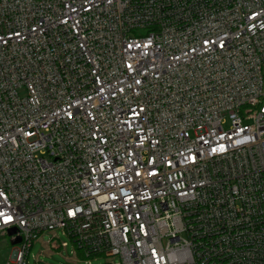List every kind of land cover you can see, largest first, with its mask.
<instances>
[{
  "label": "built area",
  "instance_id": "1",
  "mask_svg": "<svg viewBox=\"0 0 264 264\" xmlns=\"http://www.w3.org/2000/svg\"><path fill=\"white\" fill-rule=\"evenodd\" d=\"M0 212L6 264L57 229L85 264H264V0H0Z\"/></svg>",
  "mask_w": 264,
  "mask_h": 264
},
{
  "label": "rangeland",
  "instance_id": "2",
  "mask_svg": "<svg viewBox=\"0 0 264 264\" xmlns=\"http://www.w3.org/2000/svg\"><path fill=\"white\" fill-rule=\"evenodd\" d=\"M62 242H67L68 247H61ZM54 245H59L56 248ZM15 246L10 242V236L6 235L0 238V264H6L11 260ZM73 243L70 237L62 229L46 230L38 239L33 241V245L28 255L27 264H85L74 251ZM113 260H119L118 257ZM94 264H101L107 261L105 258L92 260Z\"/></svg>",
  "mask_w": 264,
  "mask_h": 264
},
{
  "label": "water",
  "instance_id": "3",
  "mask_svg": "<svg viewBox=\"0 0 264 264\" xmlns=\"http://www.w3.org/2000/svg\"><path fill=\"white\" fill-rule=\"evenodd\" d=\"M15 233V230L13 229V230H10L9 231V235H12V234H14ZM21 242V238L20 237H17L15 240H13L11 243L13 244V245H17L18 243H20Z\"/></svg>",
  "mask_w": 264,
  "mask_h": 264
},
{
  "label": "snow or ice",
  "instance_id": "4",
  "mask_svg": "<svg viewBox=\"0 0 264 264\" xmlns=\"http://www.w3.org/2000/svg\"><path fill=\"white\" fill-rule=\"evenodd\" d=\"M18 35V34H17ZM72 213H70V215H71ZM4 214L2 213V212H0V216H3ZM11 219V217H5V221L7 222V220H10Z\"/></svg>",
  "mask_w": 264,
  "mask_h": 264
}]
</instances>
